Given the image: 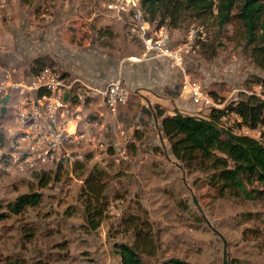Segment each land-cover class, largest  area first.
Segmentation results:
<instances>
[{
    "label": "rangeland",
    "instance_id": "374dc122",
    "mask_svg": "<svg viewBox=\"0 0 264 264\" xmlns=\"http://www.w3.org/2000/svg\"><path fill=\"white\" fill-rule=\"evenodd\" d=\"M114 3L9 0L0 7V67L15 71L16 78L33 73L30 64L35 58H45L52 63L49 67L70 77L91 73L107 81L120 74L130 91L127 103L114 114L84 105L81 116L96 126L82 139L66 142L52 159L25 162L30 148L20 139L23 129L10 121V111L0 121V264H119L113 245H131V232L122 227L129 214L146 216L152 223L158 247L154 255L142 257L143 264H166L170 259L264 264V199L218 197L207 186L205 174H188L171 156L155 116L158 111L207 116L211 107L184 89L187 85L198 87L220 108L244 95H264V69L252 61L251 47L240 39L235 25L219 29L212 20L187 18L167 30L173 47L190 37L193 52L184 72L162 78L159 92L170 103L151 104L152 97L142 90L149 73H138L139 67L137 71L133 66L140 63L128 61L140 56L141 46L128 32L126 18L113 10ZM221 123L241 133L233 115ZM81 130L78 127L76 134ZM94 166L108 174V208L99 227L90 230L79 193ZM42 173L50 177L44 188L39 185ZM29 192L40 193L39 204L10 213L6 204ZM248 228L259 238L244 237Z\"/></svg>",
    "mask_w": 264,
    "mask_h": 264
},
{
    "label": "trees",
    "instance_id": "16d2710c",
    "mask_svg": "<svg viewBox=\"0 0 264 264\" xmlns=\"http://www.w3.org/2000/svg\"><path fill=\"white\" fill-rule=\"evenodd\" d=\"M31 0H22L30 3ZM140 7L157 26L177 27L189 18L197 21L212 20L217 28L235 25L240 39L250 46L251 58L264 69V0H140ZM106 36V33H101ZM48 60V59H47ZM48 64V65H47ZM31 72L52 63L35 58ZM264 101L255 94L244 95L235 103L221 108H210L205 117L180 112L156 113L160 118V131L166 139L171 156L188 173H203L206 184L218 197L230 195L248 200L264 199V144L242 133H233L221 123L234 113L241 126L255 129L264 124ZM108 174L92 167L80 188L84 222L96 230L105 217L108 201L105 195ZM48 175L41 174L39 185L47 186ZM40 193L29 192L6 204L10 213L19 214L26 208L36 207ZM122 227L130 231L132 243L119 244L118 253L124 257L121 264H143L142 257H150L157 250L152 223L140 214H129L122 219ZM243 236L258 239L259 233L245 229ZM166 264H189L170 259Z\"/></svg>",
    "mask_w": 264,
    "mask_h": 264
},
{
    "label": "built area",
    "instance_id": "2783aa9c",
    "mask_svg": "<svg viewBox=\"0 0 264 264\" xmlns=\"http://www.w3.org/2000/svg\"><path fill=\"white\" fill-rule=\"evenodd\" d=\"M8 1L0 0V7ZM112 7L119 18H126L128 32L141 46L140 56H131L128 61L140 64L159 62L167 71L184 72L186 58L193 52L190 37L180 47H173L167 26H157L155 21H151L142 11L140 0H115ZM185 88L206 107L220 108L198 87L187 85ZM65 94L68 95L66 101L63 100ZM254 94L264 101V95L259 92ZM129 95L130 91L120 74L105 83L93 84L82 77L62 74L49 66L19 78L15 77V71L0 67V100L8 96L5 105L8 111L0 116V121L10 111V121L23 129L24 135L20 139L27 142L30 148V156L25 157V162L30 158L58 157L66 142L82 139L90 128L96 126L85 115L81 116L84 105H96L97 109L104 108L114 114L127 103ZM230 114L240 122L237 115ZM69 122L72 125H68ZM68 127H72V132L68 131ZM78 127H82L80 134H76ZM240 131L260 142L262 135L264 138V124L255 129L241 126ZM18 154L12 153V156Z\"/></svg>",
    "mask_w": 264,
    "mask_h": 264
},
{
    "label": "crops",
    "instance_id": "0c3cea01",
    "mask_svg": "<svg viewBox=\"0 0 264 264\" xmlns=\"http://www.w3.org/2000/svg\"><path fill=\"white\" fill-rule=\"evenodd\" d=\"M133 67H134V70H137L136 67H139L138 69H140V71L138 73L143 72L145 74L146 71L149 73L148 76H150V81L146 83V87L142 88V90L145 91L147 94H149L152 97L151 98V102H152L151 104H161L164 106L167 104V102L170 103V101H168L166 99V96H164L163 93L159 92L163 86L162 78H164V76L169 77V78H172L173 76L177 77L178 71L177 72L167 71L165 69L164 65H162L159 62L142 63V64L135 65ZM162 70H165L166 72L164 73ZM168 72H170V73H168ZM74 76H78V75H74ZM124 76H125V74H124ZM78 77H82V78L86 79L87 81H89L93 84H102V83L106 82L105 80L94 78L91 73H85L83 76H78ZM137 79L139 80L140 78H137ZM137 79H135V81ZM131 81H133V79ZM129 82H130V78H129ZM165 91H168V90L165 88ZM181 95H182V93H181ZM173 102L176 106V104H177L176 100ZM179 112L184 113L182 111H179Z\"/></svg>",
    "mask_w": 264,
    "mask_h": 264
},
{
    "label": "water",
    "instance_id": "95a60500",
    "mask_svg": "<svg viewBox=\"0 0 264 264\" xmlns=\"http://www.w3.org/2000/svg\"><path fill=\"white\" fill-rule=\"evenodd\" d=\"M67 98H68V95L67 94H65L64 95V97H63V100L64 101H66L67 100ZM7 100H8V96H4L1 100H0V103H1V107H0V116L2 117L4 114H5V112H6V103H7ZM178 168H180L179 167V165H178ZM181 169V168H180ZM193 203H194V205L196 206V208L198 209V211L200 212V214L202 215V217H203V214H202V212H201V209L199 208V206H198V204H197V202H196V200L195 199H193ZM118 244H114L113 245V247L114 248H118ZM123 260H124V257L120 254V263L119 264H121L122 262H123Z\"/></svg>",
    "mask_w": 264,
    "mask_h": 264
}]
</instances>
